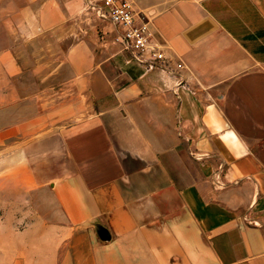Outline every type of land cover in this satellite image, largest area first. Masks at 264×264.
Here are the masks:
<instances>
[{
	"label": "crops",
	"instance_id": "obj_1",
	"mask_svg": "<svg viewBox=\"0 0 264 264\" xmlns=\"http://www.w3.org/2000/svg\"><path fill=\"white\" fill-rule=\"evenodd\" d=\"M68 1L4 8L23 21L12 47L67 50L29 57L12 92L29 97L12 143L23 175L46 168L22 191L47 236L0 232V262L264 264V0H127L166 57L133 78Z\"/></svg>",
	"mask_w": 264,
	"mask_h": 264
},
{
	"label": "rangeland",
	"instance_id": "obj_2",
	"mask_svg": "<svg viewBox=\"0 0 264 264\" xmlns=\"http://www.w3.org/2000/svg\"><path fill=\"white\" fill-rule=\"evenodd\" d=\"M78 1L74 2L78 3ZM13 3L14 0H0V232L34 231L37 233L40 231L46 237L47 232L44 228L46 225L40 223V218L43 220V217L39 216V209L29 204L27 196L25 197L22 191L23 188L29 186L37 189V184L46 182L47 177L41 174L46 168H38L36 159L31 163L33 177L22 174V146L20 143H12L14 136L12 120L16 116L21 120L22 109L27 107L23 105H27L26 101L29 97L18 96L12 92L14 88L25 87L29 82L22 79L25 74V77H28L27 70L23 68L31 67L29 57L41 59L42 66H44L46 61L56 60L59 55L63 56L67 49H61L62 53L57 54L55 53L57 49L52 47H30L24 44L21 47H12L17 39L15 31H18L20 37L24 29L22 18L17 13L12 10L8 14L4 13V8L13 6ZM99 5L100 0H82V16L79 19L83 18L81 24L84 28L93 27L91 37L97 45H95L94 52L100 54L102 50H105V47L101 48L105 40L115 41V33L111 27L105 30V24L108 21L105 22L98 16L97 7ZM123 54L127 59V54ZM120 70L124 71L128 78H133L145 68L134 62L123 60ZM126 81L127 78L121 76L117 84L121 85ZM45 242L47 245L50 242L52 244L53 239L45 240ZM0 264L6 263L1 261Z\"/></svg>",
	"mask_w": 264,
	"mask_h": 264
},
{
	"label": "built area",
	"instance_id": "obj_3",
	"mask_svg": "<svg viewBox=\"0 0 264 264\" xmlns=\"http://www.w3.org/2000/svg\"><path fill=\"white\" fill-rule=\"evenodd\" d=\"M97 14L114 27L115 42L127 54V62L145 69L165 65L166 57L153 43L147 20L135 14L127 0H100Z\"/></svg>",
	"mask_w": 264,
	"mask_h": 264
}]
</instances>
